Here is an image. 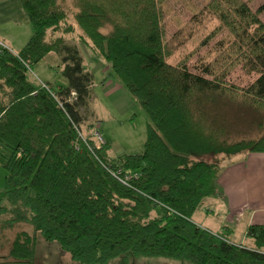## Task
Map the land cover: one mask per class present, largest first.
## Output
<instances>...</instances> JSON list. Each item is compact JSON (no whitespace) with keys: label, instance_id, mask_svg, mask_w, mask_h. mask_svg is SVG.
<instances>
[{"label":"trees","instance_id":"16d2710c","mask_svg":"<svg viewBox=\"0 0 264 264\" xmlns=\"http://www.w3.org/2000/svg\"><path fill=\"white\" fill-rule=\"evenodd\" d=\"M19 1L33 32L20 51L0 46V145L11 206L0 211L10 213L11 226L25 221L34 232H17L7 261L33 263L40 234L80 264H128L138 255L264 264L263 224L247 227V245L193 219L219 193L223 161L264 152V124L254 137L230 141L216 116L225 99L264 114V7L213 0L210 11L231 41L220 58L193 71L185 59H167L166 0H72L73 17L62 0ZM73 32L110 62L111 75L146 112L142 152L111 157L107 140L84 133L95 79L67 38ZM51 52L68 80L56 91L30 75ZM238 65L258 73L247 87L226 80Z\"/></svg>","mask_w":264,"mask_h":264},{"label":"rangeland","instance_id":"374dc122","mask_svg":"<svg viewBox=\"0 0 264 264\" xmlns=\"http://www.w3.org/2000/svg\"><path fill=\"white\" fill-rule=\"evenodd\" d=\"M213 0H166L162 4L164 9V28L166 32V54L170 63H177L185 59L189 68L198 71L208 62L220 58V51L231 41L228 30L220 27V19L214 12L210 11V3ZM254 9L264 7V0H244ZM66 10L71 17L74 15L75 5L72 0H62ZM260 16L264 21V10ZM215 31L212 38L208 37ZM69 41L76 42L81 47L82 57L86 64L97 67L95 69L96 86L93 98L90 99L89 121H93L94 127L98 129L105 140L110 143L108 154L118 157L123 153H140L145 147L147 133V114L123 87V85L111 75L112 67L109 61L98 57L89 46L79 41V35L75 32L67 35ZM208 39V40H207ZM206 42H208L206 44ZM19 44H11L0 39V46H8L13 51H20ZM56 52H51L44 60L39 61L31 70V78L36 81L51 83L56 91L58 86L68 83V80L59 70L61 61ZM88 66V65H87ZM111 75V76H110ZM258 76V73H248L238 65L229 72L226 80L238 87H247ZM108 79L106 86L101 81ZM114 85H113V83ZM216 116L222 120L230 141L242 139L243 137H254L261 132L260 125L264 124V114L246 106L242 100L221 101L217 106ZM89 117V115H88ZM91 122L84 123V133L92 132ZM83 130V129H82ZM94 136V135H93ZM6 150L0 145V207L11 208L10 202L5 195V177L7 175L4 161ZM212 207V206H211ZM210 207V208H211ZM212 209V208H211ZM203 210L201 206L199 212ZM207 212V211H206ZM216 213V215H215ZM222 216V213L219 212ZM218 212L207 213L213 218V225L202 222L195 214L193 219L200 224L208 225L210 229L227 235L232 241H239L241 226L234 225L232 231L215 226L222 221ZM10 213L0 211V264H80L71 258L70 253L61 248L58 241L45 240L38 234L36 254L33 263H19L7 261L10 259V249L17 232L26 229L33 234V227L23 221L10 225ZM237 226V227H236ZM191 264L187 261H179L175 258L130 256L128 264ZM119 259L114 258L108 264H118ZM82 264V263H81Z\"/></svg>","mask_w":264,"mask_h":264},{"label":"crops","instance_id":"0c3cea01","mask_svg":"<svg viewBox=\"0 0 264 264\" xmlns=\"http://www.w3.org/2000/svg\"><path fill=\"white\" fill-rule=\"evenodd\" d=\"M32 32L33 27L30 18L20 1L0 0V39L13 45L19 44L18 48L21 49L26 45ZM79 49L81 52L80 46ZM59 61H61V58ZM84 63L86 68L93 72L95 79V69L100 63L97 67H93L86 64L85 58ZM61 68L60 64L59 70ZM96 83L95 79L91 87L90 99L93 98ZM107 83L108 79L101 81L102 86H106ZM66 85L68 83L58 86V89ZM90 116L86 121L91 122L93 125V121L96 120L89 121ZM218 175L219 193L208 198L202 205L203 210L199 212V209L195 214L202 222L210 226L213 225V218L207 213L213 212V210L218 213L221 212L222 216L220 213L219 215L222 221L219 224L216 223L215 226L227 231H232L231 229L235 228V224L241 226V235L242 231L243 235L239 238V241L234 242L252 244L253 240L246 235L247 227L251 224L264 225V152L255 151L237 154L232 159L222 162V168ZM202 222L199 224L200 226L219 233V231L207 227L208 225H203ZM262 251H264V247Z\"/></svg>","mask_w":264,"mask_h":264},{"label":"built area","instance_id":"2783aa9c","mask_svg":"<svg viewBox=\"0 0 264 264\" xmlns=\"http://www.w3.org/2000/svg\"><path fill=\"white\" fill-rule=\"evenodd\" d=\"M94 139L97 143H105L104 137L101 135L100 131L95 128L93 131ZM83 136V135H82ZM120 173V172H119ZM127 178V177H126ZM128 180V179H127ZM127 182V181H126Z\"/></svg>","mask_w":264,"mask_h":264}]
</instances>
